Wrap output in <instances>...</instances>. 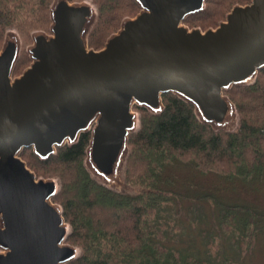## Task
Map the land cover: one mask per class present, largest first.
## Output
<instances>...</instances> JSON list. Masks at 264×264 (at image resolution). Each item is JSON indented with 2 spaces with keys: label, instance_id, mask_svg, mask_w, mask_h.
I'll use <instances>...</instances> for the list:
<instances>
[{
  "label": "water",
  "instance_id": "95a60500",
  "mask_svg": "<svg viewBox=\"0 0 264 264\" xmlns=\"http://www.w3.org/2000/svg\"><path fill=\"white\" fill-rule=\"evenodd\" d=\"M134 1L139 11L93 48V2L53 0L49 32L33 31L31 62L18 75L22 40L14 27L7 30L0 49V264H68L80 256L53 199L60 181L37 176L24 148L47 159L90 132L87 170L128 193L129 136L140 122L135 105L158 115L163 95L172 93L215 131L238 128L237 106L225 90L252 84L264 69V0L237 3L206 29L185 20L207 0Z\"/></svg>",
  "mask_w": 264,
  "mask_h": 264
},
{
  "label": "trees",
  "instance_id": "16d2710c",
  "mask_svg": "<svg viewBox=\"0 0 264 264\" xmlns=\"http://www.w3.org/2000/svg\"><path fill=\"white\" fill-rule=\"evenodd\" d=\"M52 1L0 0V46L10 27L20 34L48 29ZM91 1L98 11L88 37L91 46L100 38L103 44L125 16L140 9L134 0ZM248 1L207 0L202 13L217 17L218 23L234 4ZM225 93L241 116L233 132L215 131L200 122L194 106L172 93L164 94L165 108L158 115L134 106L141 114L140 126L129 136L126 168L133 193L116 192L91 176L84 165L90 132L82 133L72 145L58 147L47 159L39 158L32 148L22 150L21 155H32L45 165L46 173L61 180L53 199L62 205L71 226L67 241L81 248L80 256L68 264L240 263L243 251L259 233L264 235V211L244 197L227 202L195 177L219 173L233 189L239 183L252 189L264 184V69L252 84L234 85ZM218 188L223 190L221 185ZM193 202L210 203L212 216L202 208L205 205L191 207L197 217L192 224L205 221L206 225L198 229L192 225L198 232L189 229L184 240L173 230L171 210H176V220L184 205ZM220 234L223 248L216 238Z\"/></svg>",
  "mask_w": 264,
  "mask_h": 264
},
{
  "label": "rangeland",
  "instance_id": "374dc122",
  "mask_svg": "<svg viewBox=\"0 0 264 264\" xmlns=\"http://www.w3.org/2000/svg\"><path fill=\"white\" fill-rule=\"evenodd\" d=\"M97 13H98V11H97ZM97 17H98V15H97ZM50 20H51V18H50ZM217 20H218L217 17L215 18V17H212L211 15L209 17L208 15H203L202 12H199V14L197 13V15L191 17L189 20L186 19L187 22L185 21V23L188 24L189 26H198V27H201L203 29H206L208 27H215L218 24V23H216ZM215 23H216V25H214ZM50 24H51V21L49 23L48 29L44 28V29H36V30H46L49 32ZM120 24H121V22H120ZM94 25H93V27H94ZM208 25H212V26H208ZM93 27H92V29H93ZM92 29H91V31H92ZM33 31H35V30H32L31 32H29L27 34H20L19 33L21 36V40H22V47H21V53H20V57H19L20 59H19V61H17L16 65H15L13 75L20 74L23 71V69L26 68L31 62V58L27 52V46L30 45L31 43H33V38H32ZM91 31H90V33H91ZM90 33H89V35H90ZM5 35H6V33H5ZM4 38H5V36H4ZM93 38H94V36H93ZM88 41H89V39H88ZM104 43L102 44L101 38H100L98 41V44H96V46H99L102 44L100 47H96L95 45H92V46L89 45V46L93 47V48H101L104 45ZM1 46H2V44H1ZM1 46H0V49H1ZM163 102H164V100H163ZM237 110H238V108H237ZM136 111L139 115H141L140 111H138V110H136ZM238 114H239V119L241 122V116H240L239 110H238ZM239 125H240V123H239ZM139 126H140V122H139ZM238 128H239V126H238ZM220 131H226V130H220ZM226 132H229V131H226ZM244 144H246V143H244ZM26 148H32V147H26ZM27 152H29V150ZM129 155H130V153H129ZM21 156L23 157V159L26 160L28 166L35 172V174L37 176L55 177L60 181V186H61L60 178L56 175H53L51 172L46 173L45 172L46 168H44L45 165L41 164L39 162V160H37L35 157H33L32 155H29V154L28 155L26 154V156H24L22 154ZM128 158H129V156H128ZM128 158L126 161V168H127V164H128ZM84 161H85V159H84ZM125 177H126V169H125ZM126 180H127V178H126ZM195 181L198 182L199 185H201V183H202L203 185H201V186H204V188L209 187V188H213L212 190H215V191L217 190L219 197L223 198L227 202H230V201L233 202L234 200L237 199L236 197H244V199H246L247 202L255 204L257 206H260L261 207L260 210L264 211V184L257 185L256 189H252L251 187L248 188L247 185L243 186L242 184L239 183V185H241V186H238L236 189H233V188H231L232 185L230 183L226 182L225 180H222L221 175L219 173H215V172H211L206 177L197 176V177H195ZM126 182L130 186L129 191L131 193H133L134 192V185L128 180ZM220 185L223 188V190H221V191L218 188V186H220ZM216 188H218V189H216ZM59 189H60V187H59ZM234 190H236V191H234ZM199 204H201V206L205 205L202 208L206 209V211L208 213L210 212V215L212 216V207H211L210 203L202 204L201 202H197V203L193 202V203L185 204L184 205V213H180L181 215L176 213L177 214L176 220L173 217V214H174V212H176V210L175 209L173 211L171 210L172 217L170 219V222L173 224V227H174L173 230L175 229V231L178 232L177 234H179L182 238H184V240H187V237L189 236L187 234L189 232V229H191V231H193V233L198 232V230L194 231L192 229V225H193V227L196 226L197 229L206 225L205 221H202L200 223L193 222V224H192V221L197 219V217H195L193 215V211L190 212L191 207L197 206ZM207 205H208V207H207ZM200 211H201L200 209H198V208L196 209L197 213H199ZM178 218L180 219L179 221H178ZM70 232H71V226H70ZM216 238H217V242L219 241L218 243L223 248V244L225 242L224 236L222 234H220V235H217ZM77 247L79 250V254H81V248L79 246H77ZM237 257H235V258H237ZM239 264H264V235L263 234L259 233L257 238L249 246V248L247 250L243 251Z\"/></svg>",
  "mask_w": 264,
  "mask_h": 264
}]
</instances>
